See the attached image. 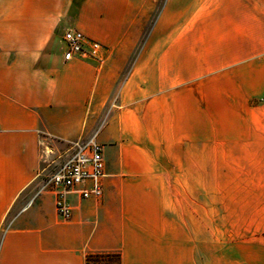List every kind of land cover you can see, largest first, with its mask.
<instances>
[{
	"label": "crops",
	"instance_id": "0c3cea01",
	"mask_svg": "<svg viewBox=\"0 0 264 264\" xmlns=\"http://www.w3.org/2000/svg\"><path fill=\"white\" fill-rule=\"evenodd\" d=\"M156 5L0 0V264H264V143L232 153V184L218 190L178 124L184 38L220 21L258 29L264 0H163L153 22ZM69 30L99 42L104 61H65ZM92 137L103 196L69 195L64 221L35 184Z\"/></svg>",
	"mask_w": 264,
	"mask_h": 264
},
{
	"label": "rangeland",
	"instance_id": "374dc122",
	"mask_svg": "<svg viewBox=\"0 0 264 264\" xmlns=\"http://www.w3.org/2000/svg\"><path fill=\"white\" fill-rule=\"evenodd\" d=\"M162 3L157 0L153 22ZM257 25L220 21L215 31L197 30L184 38L185 85L178 124L186 141L194 137L200 143L202 173L217 168L218 190L232 184L225 173L232 168V153L245 148V142L264 143V16ZM162 138L175 141L176 134ZM42 181L36 182V191Z\"/></svg>",
	"mask_w": 264,
	"mask_h": 264
},
{
	"label": "built area",
	"instance_id": "2783aa9c",
	"mask_svg": "<svg viewBox=\"0 0 264 264\" xmlns=\"http://www.w3.org/2000/svg\"><path fill=\"white\" fill-rule=\"evenodd\" d=\"M63 42L65 61L92 60L99 64L104 61V47L79 31H67ZM105 169L103 147L95 137L76 140L69 144L65 159L55 172L43 178L39 191L53 194L57 215L62 220L69 221L72 217V207L68 196L78 194L82 199H101Z\"/></svg>",
	"mask_w": 264,
	"mask_h": 264
},
{
	"label": "trees",
	"instance_id": "16d2710c",
	"mask_svg": "<svg viewBox=\"0 0 264 264\" xmlns=\"http://www.w3.org/2000/svg\"><path fill=\"white\" fill-rule=\"evenodd\" d=\"M86 264H121L118 254H89Z\"/></svg>",
	"mask_w": 264,
	"mask_h": 264
}]
</instances>
